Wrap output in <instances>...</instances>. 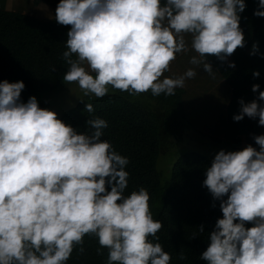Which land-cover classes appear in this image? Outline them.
<instances>
[{"label":"trees","instance_id":"16d2710c","mask_svg":"<svg viewBox=\"0 0 264 264\" xmlns=\"http://www.w3.org/2000/svg\"><path fill=\"white\" fill-rule=\"evenodd\" d=\"M58 3L49 20L0 9V163L50 107L41 93L88 75L113 92L66 110L12 178L0 264H264L252 161L186 152L166 183L156 168L187 127L264 133V0Z\"/></svg>","mask_w":264,"mask_h":264},{"label":"rangeland","instance_id":"374dc122","mask_svg":"<svg viewBox=\"0 0 264 264\" xmlns=\"http://www.w3.org/2000/svg\"><path fill=\"white\" fill-rule=\"evenodd\" d=\"M124 24L131 30L129 21ZM111 92L113 90L106 83L88 75L87 77H72L60 90L43 92L39 95L37 102L48 103L50 107L41 117L39 123L30 127L31 134L20 150L0 163V208L8 194L12 178L31 160L32 154L30 153L35 152L36 146L47 137L48 132L60 116L83 99ZM237 140L240 141L239 138L230 137L218 142L204 136L193 127H187L181 135L172 136L168 142L163 144L156 164L161 183L169 181L176 160L183 153L190 151L203 154L230 169L248 170L249 168L242 166L241 161L253 159L254 164L259 166V172L264 176V149L251 152L240 146ZM1 221L0 213V251L3 239Z\"/></svg>","mask_w":264,"mask_h":264},{"label":"crops","instance_id":"0c3cea01","mask_svg":"<svg viewBox=\"0 0 264 264\" xmlns=\"http://www.w3.org/2000/svg\"><path fill=\"white\" fill-rule=\"evenodd\" d=\"M0 9L27 13L46 20L57 17L60 12L58 0H0ZM108 16L112 17V20H116V23H126L127 21L130 22L129 18L119 10H113V12L108 14ZM110 17L107 19L109 20L107 23H111ZM164 39V37L158 36L155 38L154 44L160 45L164 42ZM237 138L240 139V141L237 140L239 145L245 150L256 152L264 149V133L256 136H237L233 139ZM248 160L252 162L254 161L250 158ZM257 169L260 170L259 166Z\"/></svg>","mask_w":264,"mask_h":264}]
</instances>
